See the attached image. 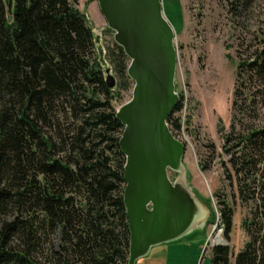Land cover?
Instances as JSON below:
<instances>
[{
	"label": "trees",
	"instance_id": "16d2710c",
	"mask_svg": "<svg viewBox=\"0 0 264 264\" xmlns=\"http://www.w3.org/2000/svg\"><path fill=\"white\" fill-rule=\"evenodd\" d=\"M77 1L0 0V264L129 262L124 125L113 99L119 87L133 89L130 58L117 43L109 50L121 79L109 87ZM219 1L236 16L251 3ZM255 39L239 50L224 147L229 179L250 210L242 223L249 240L234 253L235 206L217 192L228 244L213 245L211 264H230L231 255L234 264H264V32ZM181 109L168 118L173 131Z\"/></svg>",
	"mask_w": 264,
	"mask_h": 264
},
{
	"label": "rangeland",
	"instance_id": "374dc122",
	"mask_svg": "<svg viewBox=\"0 0 264 264\" xmlns=\"http://www.w3.org/2000/svg\"><path fill=\"white\" fill-rule=\"evenodd\" d=\"M162 2L165 15L175 29L178 51L176 90L182 109L175 116L181 118L182 128L172 131L187 146L181 171H170L169 175L173 181L180 180L190 186L202 203L201 208L208 207L209 212H203V217L181 238H192L193 245L202 247L198 264H211V249L216 240L227 241L220 225L217 192L227 195L235 206L231 241H227L234 253L241 251L249 240L242 223L250 210L237 196L236 181L231 183L229 179V156L224 147L228 145L227 135L232 130L231 105L239 50L254 44L255 37L264 32V0H251L242 16L228 12L219 0ZM76 5L90 20L104 70L109 68L120 86L121 79L108 55L116 43L115 32L108 27L96 0H78ZM131 96V86L119 87L113 105L118 109ZM202 163L208 165L206 170ZM188 246L177 247L175 254L170 250L172 256L181 259L180 264H189L193 257L194 252ZM146 260L142 264H165L163 260L152 262L151 256ZM234 260L231 255V264Z\"/></svg>",
	"mask_w": 264,
	"mask_h": 264
},
{
	"label": "water",
	"instance_id": "95a60500",
	"mask_svg": "<svg viewBox=\"0 0 264 264\" xmlns=\"http://www.w3.org/2000/svg\"><path fill=\"white\" fill-rule=\"evenodd\" d=\"M96 1L115 42L130 58L128 75L134 81L132 96L117 109V118L124 125L120 147L126 157L128 264H136L154 246L184 236L209 210L201 208L189 185L169 175L181 171L187 146L168 123L181 98L176 90L175 29L162 0ZM105 72L114 88L116 77L109 68Z\"/></svg>",
	"mask_w": 264,
	"mask_h": 264
},
{
	"label": "crops",
	"instance_id": "0c3cea01",
	"mask_svg": "<svg viewBox=\"0 0 264 264\" xmlns=\"http://www.w3.org/2000/svg\"><path fill=\"white\" fill-rule=\"evenodd\" d=\"M194 239L192 238H179L178 240L176 241H172V242H169L168 244H160L158 246H156L157 248H152L151 251L153 249H155V252H154V255H152L151 251L149 252V254L145 257H142L140 258L136 264H142L144 263L145 261H147L146 259L151 256L152 257V262H158L160 260H163L165 262V264H180V258L179 257H175V256H172L171 254V251L170 250H173L174 254L177 253V251H175L174 249H178L177 247H182V246H186V245H189V249L192 250L194 252L193 254V257L191 256L190 259H189V264H198V256H199V252L201 251V248H199L198 245H193L192 242H195L193 241ZM185 249V248H184ZM168 251V252H167ZM181 252V251H180ZM231 264V263H230Z\"/></svg>",
	"mask_w": 264,
	"mask_h": 264
},
{
	"label": "bare ground",
	"instance_id": "6f19581e",
	"mask_svg": "<svg viewBox=\"0 0 264 264\" xmlns=\"http://www.w3.org/2000/svg\"><path fill=\"white\" fill-rule=\"evenodd\" d=\"M216 242H221V240L220 239H217Z\"/></svg>",
	"mask_w": 264,
	"mask_h": 264
}]
</instances>
